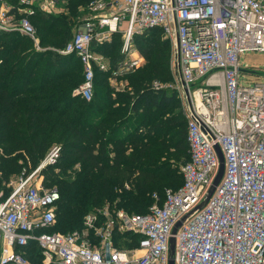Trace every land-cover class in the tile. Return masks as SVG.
Segmentation results:
<instances>
[{"label":"built area","instance_id":"obj_1","mask_svg":"<svg viewBox=\"0 0 264 264\" xmlns=\"http://www.w3.org/2000/svg\"><path fill=\"white\" fill-rule=\"evenodd\" d=\"M10 8L0 0V30L35 39L29 19ZM34 8L57 11L54 0H18V13ZM87 8L92 15L60 51L81 65L73 93L82 98L93 93L95 70L110 80L142 65L135 36L160 28L169 40L172 89L186 122L182 184L166 189L162 204L152 194L141 213L104 206L85 215L84 229L50 231L60 195L44 185L42 170L60 157L52 145L36 167L0 186V264H31L25 249L33 241L42 264H168L170 237L173 264H264V82L242 83L238 63L243 51H264V0H93ZM114 34L122 43L111 64L95 48ZM215 145L223 174L197 207L218 168ZM125 232L137 245L119 249L113 239Z\"/></svg>","mask_w":264,"mask_h":264},{"label":"trees","instance_id":"obj_2","mask_svg":"<svg viewBox=\"0 0 264 264\" xmlns=\"http://www.w3.org/2000/svg\"><path fill=\"white\" fill-rule=\"evenodd\" d=\"M7 1L10 12L35 24L39 45L53 50L36 51L19 31L0 30V183L34 168L56 144L60 157L42 170L44 185L60 195L50 231L78 230L85 215L102 206L141 213L154 193L162 204L165 190L182 184L188 150L182 111L169 107L175 91L153 85L172 77L171 48L161 29L135 36L145 64L123 74L124 88L95 70L93 93L85 99L73 93L82 79L78 59L60 52L72 35L67 16L38 8L20 14L18 0ZM66 1L75 12L93 0ZM118 36L95 48L111 64L120 57L113 53ZM125 233L128 245H137L138 236ZM25 250L31 264H42L35 241Z\"/></svg>","mask_w":264,"mask_h":264},{"label":"rangeland","instance_id":"obj_3","mask_svg":"<svg viewBox=\"0 0 264 264\" xmlns=\"http://www.w3.org/2000/svg\"><path fill=\"white\" fill-rule=\"evenodd\" d=\"M4 1L6 2V4H8V5L10 4L7 0H4ZM110 1L111 0H102V2H106V3L110 2ZM66 2H67L66 0H54V8L57 11L55 13H48V14L56 15V16H59V17L67 16V19L69 20V25L72 28V35H71V37H72L74 32L76 31V29L78 28L79 23L81 21L85 20L86 18L90 17L92 14L88 10L87 5L86 6L85 5L84 6L83 5H79V7L75 10V12H71V11H69V7H68L69 5L67 6ZM70 12L71 13H75V14H71ZM104 13H106V10L102 11L101 14H104ZM107 13H108V11H107ZM33 24H34V22H33ZM34 26H35V24H34ZM118 37L121 40L120 35ZM27 42L30 43L31 47H33L34 50H36V51L42 52V51H46L47 49L48 50H53V48L41 47L39 45V43H38L37 35H36L35 39H30L29 41H26L24 43H27ZM121 43H122V41H118L116 43V45H115V47L113 49V51H114L113 53H116L117 51L118 52L120 51ZM169 44H170V42H169ZM170 48H171V45H170ZM238 63L240 65V68L242 69V71H241L242 83H244V84H252V83H255V82L256 83L264 82V51H257V50L243 51L242 53H239V55H238ZM144 64H145V60L143 61L142 65L138 66L137 68H140ZM169 65H170V59H169ZM73 69H77V67H74ZM108 81L116 89H117V87L124 88L126 83H127V78H126V75H121V76H117L116 78H113V79H110V80L108 79ZM153 82H156L158 85H166L167 90L174 91L172 89L173 88V83H174L172 77L168 81H162V80H157L156 81L155 80ZM176 98H177V96H176ZM176 100L172 101L170 103V105H169V107H171L173 112L174 111H179V109L181 110V103H180L179 100H178V102H175ZM177 119H180V116H178ZM183 130H185V127H183ZM54 145H56V144H54ZM23 169H25V168H21V170L19 172H16L13 175H11L10 178L8 179V181H6V182L2 181L0 183V186L4 187L5 184H8L16 176H18V174ZM25 171H30V170H26L25 169ZM102 207H104V206H102ZM102 207H98V209H100ZM112 208H115V207H112ZM80 229H84V225ZM59 232L60 233H64V232H61V231H59ZM125 234L126 233H119L113 239L114 244L119 249H127V248L130 247L128 245V240L129 239H128V237H126Z\"/></svg>","mask_w":264,"mask_h":264},{"label":"water","instance_id":"obj_4","mask_svg":"<svg viewBox=\"0 0 264 264\" xmlns=\"http://www.w3.org/2000/svg\"><path fill=\"white\" fill-rule=\"evenodd\" d=\"M69 54H71V53H69ZM214 148H215V151H216L217 156H218V168H217L215 176H214V178L212 180V183H211V185L209 187L207 196L205 197V199L203 201H201V203L197 207H201L202 205H204L206 203L208 197L210 196V194L214 190L215 186L220 181V179L222 177V174H223V168H224L223 154H222V152H221V150H220L218 145H215ZM180 223H181V220L178 221L174 225L172 233H174L176 231V229L180 225ZM173 250H174V238L170 237V239H169V260H168V264H173V258H172Z\"/></svg>","mask_w":264,"mask_h":264},{"label":"crops","instance_id":"obj_5","mask_svg":"<svg viewBox=\"0 0 264 264\" xmlns=\"http://www.w3.org/2000/svg\"><path fill=\"white\" fill-rule=\"evenodd\" d=\"M113 86V85H112Z\"/></svg>","mask_w":264,"mask_h":264}]
</instances>
